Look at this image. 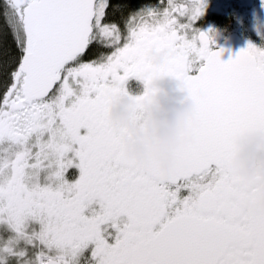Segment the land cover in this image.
I'll return each instance as SVG.
<instances>
[{
    "label": "snow or ice",
    "instance_id": "snow-or-ice-1",
    "mask_svg": "<svg viewBox=\"0 0 264 264\" xmlns=\"http://www.w3.org/2000/svg\"><path fill=\"white\" fill-rule=\"evenodd\" d=\"M205 7L0 0V264H264L259 192L229 164L232 135L264 130V49L223 61ZM159 77L198 105L169 170L109 115L124 95L142 118Z\"/></svg>",
    "mask_w": 264,
    "mask_h": 264
},
{
    "label": "clouds",
    "instance_id": "clouds-1",
    "mask_svg": "<svg viewBox=\"0 0 264 264\" xmlns=\"http://www.w3.org/2000/svg\"><path fill=\"white\" fill-rule=\"evenodd\" d=\"M167 55L160 51L150 53L155 66L163 65ZM151 88L152 93L142 101V118L137 117L138 101L122 95L110 109V120L131 138L125 145L130 159L142 163L156 160L162 169L169 170L175 164V153L185 140L198 105L187 93L178 90V81L155 78ZM230 143L235 149L230 168L245 187L259 192V197L250 201L249 207L257 214H264V130L249 129L234 134Z\"/></svg>",
    "mask_w": 264,
    "mask_h": 264
},
{
    "label": "flooded vegetation",
    "instance_id": "flooded-vegetation-1",
    "mask_svg": "<svg viewBox=\"0 0 264 264\" xmlns=\"http://www.w3.org/2000/svg\"><path fill=\"white\" fill-rule=\"evenodd\" d=\"M116 3L117 0H112ZM159 3V0H142ZM204 13L196 21L195 27L209 32L213 51L247 48L252 43L264 49V6L262 0H204ZM114 19H119L117 15ZM225 25V26H224ZM132 91H139V85L130 82Z\"/></svg>",
    "mask_w": 264,
    "mask_h": 264
},
{
    "label": "water",
    "instance_id": "water-1",
    "mask_svg": "<svg viewBox=\"0 0 264 264\" xmlns=\"http://www.w3.org/2000/svg\"><path fill=\"white\" fill-rule=\"evenodd\" d=\"M240 51H241V49L231 50V51H227V52L223 50L221 59L226 62L229 59L233 58L235 55H237Z\"/></svg>",
    "mask_w": 264,
    "mask_h": 264
},
{
    "label": "trees",
    "instance_id": "trees-1",
    "mask_svg": "<svg viewBox=\"0 0 264 264\" xmlns=\"http://www.w3.org/2000/svg\"><path fill=\"white\" fill-rule=\"evenodd\" d=\"M9 42H10V38H9Z\"/></svg>",
    "mask_w": 264,
    "mask_h": 264
},
{
    "label": "bare ground",
    "instance_id": "bare-ground-1",
    "mask_svg": "<svg viewBox=\"0 0 264 264\" xmlns=\"http://www.w3.org/2000/svg\"><path fill=\"white\" fill-rule=\"evenodd\" d=\"M225 26V25H224Z\"/></svg>",
    "mask_w": 264,
    "mask_h": 264
}]
</instances>
